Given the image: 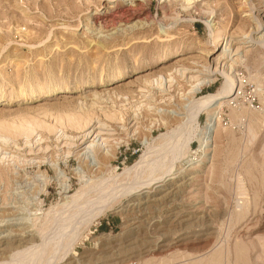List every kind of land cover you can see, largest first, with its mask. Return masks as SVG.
<instances>
[{
	"label": "rangeland",
	"instance_id": "rangeland-1",
	"mask_svg": "<svg viewBox=\"0 0 264 264\" xmlns=\"http://www.w3.org/2000/svg\"><path fill=\"white\" fill-rule=\"evenodd\" d=\"M0 88V264L94 185L111 206L45 264H264V0H0Z\"/></svg>",
	"mask_w": 264,
	"mask_h": 264
},
{
	"label": "bare ground",
	"instance_id": "bare-ground-1",
	"mask_svg": "<svg viewBox=\"0 0 264 264\" xmlns=\"http://www.w3.org/2000/svg\"><path fill=\"white\" fill-rule=\"evenodd\" d=\"M122 1L124 0H119L121 4H122ZM160 1L164 2V0H160ZM182 1L188 3L190 0H182ZM210 32H211V37H210L209 42L211 43V47H223L222 51L224 52L225 44L223 45V42L226 36V28L220 29L218 31H215V29L211 28ZM166 59H167L166 55H163L159 58V62L161 63L165 61ZM122 75L124 74L120 73L119 77H121ZM100 81L102 80L100 79ZM202 81H203L202 82L203 84L204 83L207 84L210 82L209 80L208 81L202 80ZM202 83H198V84L201 85ZM2 89L3 88H0V91H2ZM53 90H54L53 88H48L46 92L50 93ZM231 91H232V83L230 82L229 84L225 86L224 89L220 90L219 92L214 93V94H209L205 97L200 98L197 102H195L193 104V107L190 108L188 111V115H187L188 118L186 122L182 124L181 126H179V128H177L179 131V132L177 131V133L179 134V137H178V134L174 131V134L171 133L172 135L170 137H168L167 139H163L161 143H159L157 146L150 148L148 153L143 154V156L137 163V166H138L137 168L138 170L136 169L137 178H139L138 176L141 175V173L143 172H146L148 176H151L164 168H165L164 171L168 172L170 163H172L178 156L181 155L182 152L180 153V149L182 148V146L184 147L187 144L188 139L184 138L183 136H182L183 138L182 137L180 138V135L182 134V133L180 134V131H183V130L186 131L194 123L195 117L200 110L210 107V105H212L215 101H219L221 99H224L225 97H228L229 95H231ZM90 118L91 117H89V119L87 118L85 123L82 122V125L78 126L79 129H82V128L84 129V127L89 126L91 119H92ZM208 122H210V118H208L207 123ZM20 130H24V129L20 128ZM93 131L94 130L91 131V135ZM29 135L27 134V136ZM81 138L84 139L82 143H85V141L87 140V138H85V135ZM94 138L89 142V146L93 142ZM177 138H180L181 140L177 141ZM97 145H98L97 142H95L94 144L92 143L91 149L97 150ZM146 155L147 156L149 155V156L145 158ZM163 158L166 159V165L163 164L162 162ZM156 178L152 180H155ZM152 180L151 178H147L146 184H148V182ZM155 182L157 183L158 181H155ZM118 188H116L115 185L114 186L113 185H109V186L102 185L101 187L94 185V186H89L88 188H86L84 193H81L76 196L75 198V200H77L76 202L74 200L72 204L66 205L60 211L54 213L52 217L49 218L47 229H43V230L41 229L38 231V236L40 238V244L22 251L23 254L21 255H18L17 253H15V255L13 254L11 262H8L7 264H37L38 262H41V260L45 264L51 258V256L54 255L55 253H59L62 255L65 252V250L69 248V247L67 248V246L70 244L73 237H75V234L78 231V227L83 223H87L91 221L92 219L99 217L101 213H103V210L105 207L111 206L110 204L108 205L106 204L108 202L107 199L108 198L110 199L113 196V193H116L117 190H119ZM79 198H80V201H78ZM48 249L50 251V255H48L47 257H44V255L41 252L48 250Z\"/></svg>",
	"mask_w": 264,
	"mask_h": 264
}]
</instances>
